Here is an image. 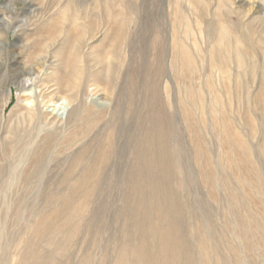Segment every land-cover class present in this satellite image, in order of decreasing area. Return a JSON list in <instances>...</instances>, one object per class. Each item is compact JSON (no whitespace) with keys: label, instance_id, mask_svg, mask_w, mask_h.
Masks as SVG:
<instances>
[{"label":"rangeland","instance_id":"rangeland-1","mask_svg":"<svg viewBox=\"0 0 264 264\" xmlns=\"http://www.w3.org/2000/svg\"><path fill=\"white\" fill-rule=\"evenodd\" d=\"M0 264H264V0H0Z\"/></svg>","mask_w":264,"mask_h":264},{"label":"bare ground","instance_id":"bare-ground-1","mask_svg":"<svg viewBox=\"0 0 264 264\" xmlns=\"http://www.w3.org/2000/svg\"><path fill=\"white\" fill-rule=\"evenodd\" d=\"M67 40L68 38L66 37L64 39V42H67ZM54 42L55 40L52 39L50 43L54 44ZM50 43L46 45V48L52 46ZM64 45L62 42L60 43L59 46L62 47ZM63 51L61 52V54L58 53V56H57L58 58L57 61H59V64L62 70L59 72L58 70L53 71L51 73L50 80L45 82L44 80L46 79L43 78L40 74H35L30 71L31 72L30 75L27 77L25 76L19 82L20 85L22 86V89H25L30 85H37V84L41 86L42 88L43 87L47 88V89L41 88L40 92H38L36 96V99L37 97L40 98V102L43 104L44 107L47 106V104L50 102H54L55 104H57V102H60V100H62L58 107L49 109L48 108L49 105H48L44 110L41 111L42 117L48 123L47 125H49L50 127L56 128V129L63 127L64 124L68 122L67 120H64V119L68 113V109L71 108V105L74 103V101H77L78 103L80 102L81 106L83 105V103L80 101L81 96H79V86H78L77 80L73 79L74 73L72 72V70L69 69V71H65L68 74L64 76L65 72H63V69H66L65 66H67V64H65V61L67 60L64 61V58L63 59L61 58L63 57ZM46 90L47 91L49 90V91L47 92ZM26 95L31 96V93H26ZM37 105L38 103L35 102L34 106H37ZM99 113L97 112V115ZM85 119L87 120L88 116H85ZM68 138H71L70 135Z\"/></svg>","mask_w":264,"mask_h":264}]
</instances>
